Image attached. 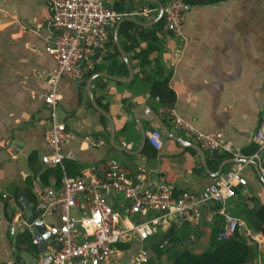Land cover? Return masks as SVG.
<instances>
[{"label":"crops","instance_id":"crops-1","mask_svg":"<svg viewBox=\"0 0 264 264\" xmlns=\"http://www.w3.org/2000/svg\"><path fill=\"white\" fill-rule=\"evenodd\" d=\"M166 1L160 3L161 6ZM103 2L122 13L140 7L158 8L155 3L148 6L145 2L150 1L145 0ZM157 14L158 11L151 17L136 15L133 18L147 23ZM48 18L46 0H0V264H33L41 249L31 243V233L26 228L14 234L8 232L11 213L8 203L1 197L2 192L17 198L16 193L21 188H28L31 193L33 180L43 186L59 184L54 175L42 179L41 173L48 167L39 160L46 151L42 130L47 116L39 99L46 90V82L39 72L54 65L53 59L44 51ZM159 26L160 23L155 27L156 48L148 57L152 62L157 58L163 75H168V86L174 92V103L166 110L192 129L219 132L223 139L240 150L255 146L253 133L264 116V0H224L189 5L180 34L159 31ZM115 28L104 51H96L89 58L82 79L64 76L58 82L56 117L66 130L61 145L64 173L84 174L90 179L98 176L95 168L98 162L114 158L130 173L142 171L148 182L164 178L174 193L200 191L212 182L214 177L210 173L218 166L216 169L208 167L207 151L199 147L203 152L202 162L194 149L163 134L157 149L146 139L141 144L139 125L132 115L136 105L145 106L136 115L144 133L160 130L148 116L149 109L159 116L160 106L148 96V80L134 58V53L144 47L146 41L137 37L134 46L126 48L128 42L115 32ZM120 51L131 67L132 78L121 82L95 76L89 84L94 101L111 118V144L109 123L91 106L84 87L88 77L95 72L126 78L128 71ZM152 66V63L145 66V73ZM88 71L93 73L85 76ZM164 124L172 135L197 145L187 132L172 126L167 114ZM86 135L101 138L102 144L92 147L83 140ZM145 143L151 148L150 153L143 151ZM30 154L35 157L34 168L28 163ZM218 154L225 155L220 161L231 157L228 153ZM210 159L212 162L215 157ZM233 165L230 163L223 170ZM259 171L263 176V171ZM241 174L246 183L236 187L235 197L226 202L225 208L254 235L259 232L247 226L244 209L264 205V184L251 164H246ZM16 204L24 213L21 203V206L19 202ZM30 209L32 211L31 205ZM40 221L45 227L48 223H56L57 219L47 216ZM219 225L220 217L214 205L209 204L195 226L171 221L168 227L144 242L131 239L130 243L122 245L127 251L119 264H125L127 254L140 246L149 249L150 264L169 263L175 249L182 246L200 252L208 246L210 232ZM170 228L178 242L165 252L155 253L152 246L158 245L159 238Z\"/></svg>","mask_w":264,"mask_h":264},{"label":"built area","instance_id":"built-area-1","mask_svg":"<svg viewBox=\"0 0 264 264\" xmlns=\"http://www.w3.org/2000/svg\"><path fill=\"white\" fill-rule=\"evenodd\" d=\"M49 9L48 35L44 39V51L53 59L50 69L39 72L46 82V90L39 99L47 112L42 140L46 151L39 160L47 167L61 171L57 186H43L38 180L31 182L33 219L55 216L56 223H48L49 234L44 239L34 234L19 199L2 192L10 210L8 232L14 234L26 228L31 233V243L42 245L33 264H119L127 251L121 247L131 239L144 242L152 235L168 227L171 221L178 224L197 225L203 209L214 205L220 217L215 233L216 240H225L236 232L258 240V234H250L242 223L230 214L226 202L235 197V188L245 185L241 174L247 163L236 162L221 171L200 191L182 190L174 193L167 181L158 177L148 182L142 171L130 173L126 167L107 158L96 164L98 176L88 179L84 174L64 173L61 145L66 136L64 124L57 120V85L59 80L70 77L80 80L88 68L90 57L96 51H104L116 22L124 17L150 16L158 11L154 7H140L122 13L106 6L103 0H46ZM189 4L182 0H167L161 6L159 31L180 34L184 13ZM97 62V59L93 60ZM159 117L169 118L176 130H184L198 147L208 153H228L231 157L256 162L259 170L264 167V116L253 133L255 150L248 156L239 147L223 139L219 132L202 131L186 126L170 110L160 107ZM162 133L151 129L145 134L146 142L153 148L160 147ZM83 140L92 147L102 144V139L86 135ZM115 197V198H113ZM114 199V201L112 200ZM167 244L162 240L158 248ZM148 248L140 246L125 258V264H150Z\"/></svg>","mask_w":264,"mask_h":264},{"label":"trees","instance_id":"trees-1","mask_svg":"<svg viewBox=\"0 0 264 264\" xmlns=\"http://www.w3.org/2000/svg\"><path fill=\"white\" fill-rule=\"evenodd\" d=\"M163 3L164 0H159ZM189 5H202V4H213L224 0H182ZM148 6H154V3L145 2ZM160 23V20L153 24L151 27H143L134 22L123 20L120 22L117 32L122 35L123 39L128 42L126 48L134 46L137 37L144 39L146 44L144 47L139 48L136 53H134V58H136L138 66L143 68V76H146L148 80L147 93L148 96L155 99L158 105L162 108H170L175 100V95L172 89L168 86V75H163L162 68L157 60L153 59V62L149 59V54L155 50L157 38L155 36V27ZM113 63V61H111ZM153 66L148 69L145 73V66L150 64ZM121 66H124L123 63ZM110 67H112L110 65ZM94 71V70H93ZM93 71L86 72L85 76H89ZM98 104V102L96 101ZM101 116V115H100ZM103 118V116H101ZM160 118L165 123L166 116L160 115ZM255 150V146L252 145L248 148L241 149L243 155L248 156ZM143 151L146 153L151 152V148L147 143L143 147ZM208 155V156H207ZM206 155V163L209 168L216 169V166L220 159L225 155H220L218 153H208ZM215 157V160L211 162L210 158ZM34 155L28 156V163L31 168L33 167ZM212 163V164H211ZM61 171L58 167L46 168L42 173L41 177L45 180L49 175H54L56 181H59ZM264 176V167H263ZM236 189V188H235ZM25 199L31 205H33L34 197L29 192L28 188H25ZM20 205V202H19ZM21 206V205H20ZM244 215L246 217V224L253 231L262 233L264 236V205L256 204L250 208L244 209ZM217 227L214 228L209 235L208 246L200 251L193 252L182 246L175 249L171 260L167 264H245L247 258L253 253L252 248L248 244L247 240L243 238L239 233H235L228 239L216 240L215 233ZM163 239H166L167 244L159 249L156 246H152L155 253L165 252L172 248L175 243L178 242V238L174 236L173 230L170 228L165 234H163L158 242L160 243ZM158 243V244H159Z\"/></svg>","mask_w":264,"mask_h":264},{"label":"water","instance_id":"water-1","mask_svg":"<svg viewBox=\"0 0 264 264\" xmlns=\"http://www.w3.org/2000/svg\"><path fill=\"white\" fill-rule=\"evenodd\" d=\"M145 1H150V2H153L157 5L158 7V14L157 16L152 19L151 21L147 22V23H143V22H140L136 19H134L133 17H129V16H124L122 18H120L117 22H116V28H115V32L117 31V28L120 24L121 21L123 20H128V21H131V22H134V23H137V24H141V25H147V26H150V25H153L155 24L161 17V4L158 0H145ZM120 54L122 55L123 57V60H124V63L126 65V68H127V71H128V76L126 78H118V77H115V76H111L107 73H104V72H95L93 73L92 75H90L88 77V79L86 80L85 82V91L87 93V98L91 104V106L99 113L101 114L102 116H104L108 123H109V136H108V139H109V142L111 144H113L112 142V135H113V125H112V121H111V118L110 116L101 108L99 107L96 102L94 101L92 95H91V92H90V88H89V84H90V81L95 77V76H104L108 79H111V80H116V81H121V82H127L129 81L131 78H132V71H131V67L128 63V61L124 58V55L122 53V51H120ZM145 106L143 105H136V107L133 109V112H132V115H133V119L137 122V124L139 125V129H140V136H141V144L143 145L144 141H145V133H144V130L142 128V126L140 125L138 119H137V113L141 110H144ZM149 118H151L155 123L156 125L158 126V128L160 129V131L162 132L163 135H165L166 137L170 138V139H174L178 142H180L181 144L189 147V148H192L194 149L200 156L201 158V161L203 162V157H202V150L197 146V145H194L192 143H189V142H186V141H183L181 140L180 138L172 135L170 133V131L168 130V128L166 127V125L164 124V122L162 121V119L156 114L154 113L152 110L149 109ZM119 148V147H117ZM122 150H124L123 148H121ZM236 162H241V163H247V164H251L257 174V176L261 179V181L263 182L264 184V178L263 176L261 175V172L259 171L258 167H257V164L255 161L253 160H249V159H245V158H236V157H227V158H224L222 159L219 163H218V166H217V169L210 173V175H212L213 177L217 176L222 170L223 168L230 164V163H236ZM25 190L23 188L19 189L16 193V197L17 199H19L23 209H24V215L26 216V219H27V223H31L32 222V219H33V216H32V211L30 209V205L29 203L27 202V200L25 199ZM32 226H33V229H34V234H41V236L44 238V239H47L49 234L47 233V231L45 230V227L43 226V224L41 223L40 220H35L32 222ZM39 248H42V245H39Z\"/></svg>","mask_w":264,"mask_h":264},{"label":"rangeland","instance_id":"rangeland-1","mask_svg":"<svg viewBox=\"0 0 264 264\" xmlns=\"http://www.w3.org/2000/svg\"><path fill=\"white\" fill-rule=\"evenodd\" d=\"M244 238L253 250L245 264H264V236L259 235L258 240L255 238L250 239L249 237Z\"/></svg>","mask_w":264,"mask_h":264}]
</instances>
